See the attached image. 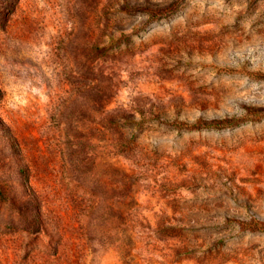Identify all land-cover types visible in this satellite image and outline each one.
Returning <instances> with one entry per match:
<instances>
[{
    "label": "rangeland",
    "instance_id": "374dc122",
    "mask_svg": "<svg viewBox=\"0 0 264 264\" xmlns=\"http://www.w3.org/2000/svg\"><path fill=\"white\" fill-rule=\"evenodd\" d=\"M0 264H264V0H0Z\"/></svg>",
    "mask_w": 264,
    "mask_h": 264
}]
</instances>
